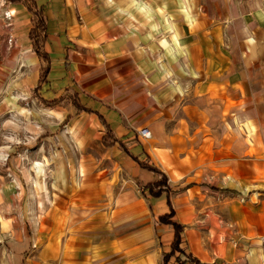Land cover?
<instances>
[{"label": "crops", "instance_id": "obj_1", "mask_svg": "<svg viewBox=\"0 0 264 264\" xmlns=\"http://www.w3.org/2000/svg\"><path fill=\"white\" fill-rule=\"evenodd\" d=\"M24 1L0 0V111L34 92L83 140L76 173L41 194L34 263L160 264L175 233L158 219L172 207L201 263L264 264V25L235 18V0H198L159 46L120 3L33 0L47 23L41 83ZM139 161L176 193L145 196L158 176Z\"/></svg>", "mask_w": 264, "mask_h": 264}, {"label": "rangeland", "instance_id": "obj_2", "mask_svg": "<svg viewBox=\"0 0 264 264\" xmlns=\"http://www.w3.org/2000/svg\"><path fill=\"white\" fill-rule=\"evenodd\" d=\"M108 1L110 5L116 2L126 10L129 8L128 16L138 19L141 31L149 38H157V42L169 29L177 35L180 20L185 16L195 18L198 12L194 9L198 0ZM235 3L240 8L235 9V18L264 25V10H247V0H235ZM160 42L159 46L163 44ZM13 102L7 114L0 111V264H35L43 247L39 243L26 249L25 242L37 238V210L50 209V203L45 207L41 204V194L44 188L52 189L55 178L76 173L69 170V165L81 163L83 140L80 135L72 139L71 126H59L61 117L37 101L34 92L22 102ZM80 128L74 130L78 132ZM40 134L58 135L37 143ZM43 182L45 187L41 186Z\"/></svg>", "mask_w": 264, "mask_h": 264}, {"label": "trees", "instance_id": "obj_3", "mask_svg": "<svg viewBox=\"0 0 264 264\" xmlns=\"http://www.w3.org/2000/svg\"><path fill=\"white\" fill-rule=\"evenodd\" d=\"M24 3L33 14L30 36L34 44L35 51L47 63L40 79V82L42 83L46 80L50 69V59L44 49V43L47 38V23L42 9H39L33 0H25ZM76 105L81 110L91 112V110L85 109L77 102ZM139 163L142 168L159 176L158 180L148 183L143 188L142 193L145 196H149L150 198H160L164 194H167L169 197L170 195L176 193L169 186L167 176L161 172V170H159L156 166L149 164L148 161H139ZM175 215V210L170 207L169 212L161 215L158 219L159 223L172 226L175 233L171 249L169 252L163 253L160 264H204L187 251L183 238L184 227L175 220Z\"/></svg>", "mask_w": 264, "mask_h": 264}, {"label": "built area", "instance_id": "obj_4", "mask_svg": "<svg viewBox=\"0 0 264 264\" xmlns=\"http://www.w3.org/2000/svg\"><path fill=\"white\" fill-rule=\"evenodd\" d=\"M140 135L143 136L144 138H150L151 137V133L148 129L141 130Z\"/></svg>", "mask_w": 264, "mask_h": 264}]
</instances>
